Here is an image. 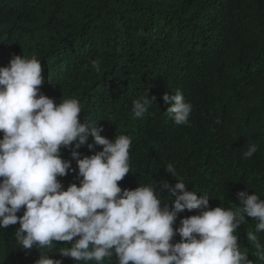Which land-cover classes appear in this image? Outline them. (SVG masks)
<instances>
[{
  "label": "trees",
  "instance_id": "trees-1",
  "mask_svg": "<svg viewBox=\"0 0 264 264\" xmlns=\"http://www.w3.org/2000/svg\"><path fill=\"white\" fill-rule=\"evenodd\" d=\"M16 55L41 61L40 91L55 104L78 99L81 121L96 123L101 136L131 137L130 172L117 182L122 190L152 185L170 208L175 197L161 185L178 180L207 196L210 208L238 210L241 191L264 200V0H0V67ZM147 90L151 103L136 118L132 102ZM177 91L193 106L188 125L166 112L163 95ZM252 144L257 152L244 159ZM101 150L77 151L83 158ZM60 152L71 170L57 179L64 190L79 187L71 150ZM198 214L179 213L174 229ZM255 224L245 214L235 234L248 259L264 264L247 240ZM18 227L0 229V264H35L41 256L35 247L20 248ZM257 236L264 243V232ZM179 241L177 234L171 242ZM54 244L49 258L83 264L60 254L70 244ZM105 264H117L116 257Z\"/></svg>",
  "mask_w": 264,
  "mask_h": 264
},
{
  "label": "clouds",
  "instance_id": "clouds-1",
  "mask_svg": "<svg viewBox=\"0 0 264 264\" xmlns=\"http://www.w3.org/2000/svg\"><path fill=\"white\" fill-rule=\"evenodd\" d=\"M97 71L99 61L93 60ZM41 61L35 56L16 55L0 67V229L19 224L15 239L20 248L41 251L35 264H62L49 258L54 242H67L60 254L75 262L105 264L113 256L117 264H253L242 251L235 234L245 222V214L256 221L247 240L264 261V200L257 194L238 193L243 207H209L207 196L198 198L183 180L161 185L175 197L171 208L158 198L152 185L134 190L118 186L130 172L132 139L121 134L109 140L96 123L82 122L78 99H64L58 105L40 91L44 83ZM171 106L168 115L176 125H188L193 110L182 92L165 93ZM151 103L149 93L134 99L132 113L142 118ZM89 137L94 144L88 143ZM101 151L80 158L82 146ZM71 150L78 165V187L64 190L57 177L71 170V162L61 157V148ZM252 144L243 152L250 159L257 152ZM166 171L175 177L169 164ZM24 209L23 215L17 213ZM200 210V214L180 220L178 214ZM179 234L180 241L172 243Z\"/></svg>",
  "mask_w": 264,
  "mask_h": 264
}]
</instances>
